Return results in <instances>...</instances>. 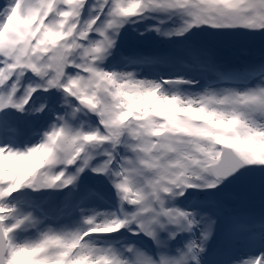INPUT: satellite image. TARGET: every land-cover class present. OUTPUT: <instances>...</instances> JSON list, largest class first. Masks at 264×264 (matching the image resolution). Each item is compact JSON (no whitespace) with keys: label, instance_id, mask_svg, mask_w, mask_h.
<instances>
[{"label":"snow or ice","instance_id":"1","mask_svg":"<svg viewBox=\"0 0 264 264\" xmlns=\"http://www.w3.org/2000/svg\"><path fill=\"white\" fill-rule=\"evenodd\" d=\"M0 264H264V0H0Z\"/></svg>","mask_w":264,"mask_h":264},{"label":"rangeland","instance_id":"2","mask_svg":"<svg viewBox=\"0 0 264 264\" xmlns=\"http://www.w3.org/2000/svg\"><path fill=\"white\" fill-rule=\"evenodd\" d=\"M256 45V46H255ZM135 47V45H132ZM252 46L255 48L252 50ZM143 50L144 51H153L159 47V44L154 40H147L143 42ZM220 58L227 64L240 63L248 59L258 58L260 56V49L258 44L254 45H245V44H233L225 49H223L220 53ZM240 207H252L258 210L259 200L258 196L255 200H250L247 202H241Z\"/></svg>","mask_w":264,"mask_h":264},{"label":"bare ground","instance_id":"3","mask_svg":"<svg viewBox=\"0 0 264 264\" xmlns=\"http://www.w3.org/2000/svg\"><path fill=\"white\" fill-rule=\"evenodd\" d=\"M243 207H246V206H243Z\"/></svg>","mask_w":264,"mask_h":264}]
</instances>
